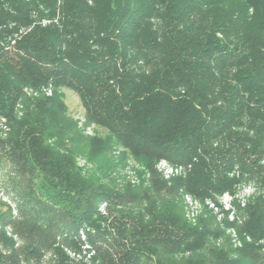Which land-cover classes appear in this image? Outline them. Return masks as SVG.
<instances>
[{
	"label": "trees",
	"instance_id": "obj_1",
	"mask_svg": "<svg viewBox=\"0 0 264 264\" xmlns=\"http://www.w3.org/2000/svg\"><path fill=\"white\" fill-rule=\"evenodd\" d=\"M41 7L57 24L6 50L18 28L44 18ZM49 83L55 94L35 103L41 113L16 120L22 89ZM58 89L76 93L87 119L135 158L185 169L162 190L200 203L232 198L226 225L248 243L216 264H264V0H0V116L14 129L0 141V162L11 164L4 186L19 213L0 212V224L23 242L15 250L0 233V264L38 263L48 252L74 264L63 251H81L80 231L100 264H172L159 257L198 251L213 233L171 211L96 217L99 202L135 196L91 188L68 151L47 141L58 137L45 119L61 105ZM248 186L254 194L238 200Z\"/></svg>",
	"mask_w": 264,
	"mask_h": 264
},
{
	"label": "rangeland",
	"instance_id": "obj_2",
	"mask_svg": "<svg viewBox=\"0 0 264 264\" xmlns=\"http://www.w3.org/2000/svg\"><path fill=\"white\" fill-rule=\"evenodd\" d=\"M40 9L43 17L48 16L46 8L41 7ZM40 18V16L33 17L28 26L18 28L15 32H21L20 35L11 41L7 39L5 49L12 51L22 37L38 26L37 20ZM39 26L43 28V25ZM54 92L50 83L38 88H23L21 100L15 105V119L22 120L24 118L27 121L29 116L40 114L41 106L38 107L35 103L53 98ZM56 94L61 105L56 104L49 115L46 114L45 119L52 121L53 130L56 131L58 137H52L47 141L57 147L61 153L68 151L71 164L74 165L81 178L92 186L91 188L97 190L101 188L115 194L128 192L131 194L130 197L133 194L135 196L128 203H117L110 205V207L108 204L105 206L104 202H99L96 217H100L103 211H107L111 213L110 220L121 213L131 217L142 216L145 220H149L151 213L171 211L186 224L200 226V228L213 233V236H210L198 251L161 255L159 257L160 262L216 264L219 253H224L231 260L237 258L235 251L241 249L248 242L238 228H229L226 225L227 222H230L229 219L223 217L211 206L199 205L183 194H171L162 190L161 181L165 180L162 177L168 173L166 168L163 166L156 167V164L154 166L147 165L146 161L135 158L129 150L115 141L109 140L108 132L105 129L87 119L85 109L76 93L58 89ZM31 112H33L32 115ZM59 113L61 114L59 115ZM1 119L5 121L0 126V141L7 143L14 129L6 117L0 116ZM105 143L108 147L104 148ZM106 148L109 150L104 152ZM10 172L11 164L8 161L0 162V212H8L12 220H17L19 213L15 198L12 192L4 186ZM252 193L251 188H246L241 196L248 197ZM101 228L110 229L106 226ZM0 233H3L12 242L15 250L22 247L23 242L12 225L0 224ZM243 240L245 241L243 242ZM0 251L3 254H8L3 251L1 246ZM63 253L66 256L64 251ZM261 254H264V245ZM89 255L87 253L86 259ZM86 259L79 264H89V260ZM57 262L58 255L48 252L42 255L38 263H27L22 260L21 264H57ZM156 263L157 259H154L152 264ZM91 264H100L97 253Z\"/></svg>",
	"mask_w": 264,
	"mask_h": 264
},
{
	"label": "built area",
	"instance_id": "obj_3",
	"mask_svg": "<svg viewBox=\"0 0 264 264\" xmlns=\"http://www.w3.org/2000/svg\"><path fill=\"white\" fill-rule=\"evenodd\" d=\"M37 24L38 25H43V27H47L51 24H57V18H53V19H48V18H42V19H39L37 20ZM21 32H16L14 33L12 36H9V40H13V38H16L20 35ZM5 120L4 119H1L0 120V126H1V123L4 122ZM159 166H163V168H166L167 169V174H165L162 178L165 179V180H169L171 179L172 177H175V176H183L185 174V169L183 167H174V166H171V165H168L165 161H161L159 163L156 164V167H159ZM162 172V171H161ZM246 188H251L253 193L248 196V197H244V196H241L242 192L246 189ZM244 188L242 191H240V193L238 194V196H236V198L238 200H244V199H247L249 197H251L255 190L253 187H246ZM186 198H188L189 200L199 204V205H206V207L208 206H211L212 208H214L216 211H218V213H220L223 217L229 219V221L231 222L233 220V212H232V207H231V202H232V198L227 195V194H224L222 195L221 197H217L216 200H215V203L211 202L210 200H206L205 202L203 203H200L199 201L197 200H194L192 199L189 195H186V194H183ZM226 200V201H225ZM106 206V204H105ZM104 206V207H105ZM106 214V211H103V214L101 215H105ZM79 236L81 238V241L84 243L82 246H81V251L78 252V253H73V252H70L68 251L67 249H64V252L66 253V256L68 257L69 260H71L74 264H79L81 263L82 260L86 259V256H87V253L90 254L88 256V259H86L89 264L92 263V259L93 257L95 256L96 252L95 250L92 248V246L87 243V239H86V235L85 233L83 232H79ZM247 240V239H246ZM248 242V240H247Z\"/></svg>",
	"mask_w": 264,
	"mask_h": 264
}]
</instances>
